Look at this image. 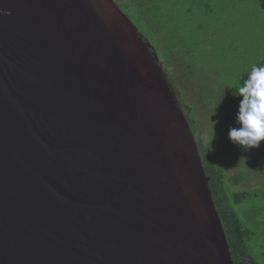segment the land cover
I'll return each instance as SVG.
<instances>
[{
  "label": "water",
  "instance_id": "95a60500",
  "mask_svg": "<svg viewBox=\"0 0 264 264\" xmlns=\"http://www.w3.org/2000/svg\"><path fill=\"white\" fill-rule=\"evenodd\" d=\"M178 94L115 0H0V264H236Z\"/></svg>",
  "mask_w": 264,
  "mask_h": 264
},
{
  "label": "rangeland",
  "instance_id": "374dc122",
  "mask_svg": "<svg viewBox=\"0 0 264 264\" xmlns=\"http://www.w3.org/2000/svg\"><path fill=\"white\" fill-rule=\"evenodd\" d=\"M115 1L157 51L183 109H192L197 131L240 201L234 207L242 219L251 225L264 220V141L242 152L228 139L229 129L240 127L242 100L230 85L264 60V12L257 0Z\"/></svg>",
  "mask_w": 264,
  "mask_h": 264
},
{
  "label": "trees",
  "instance_id": "16d2710c",
  "mask_svg": "<svg viewBox=\"0 0 264 264\" xmlns=\"http://www.w3.org/2000/svg\"><path fill=\"white\" fill-rule=\"evenodd\" d=\"M257 2L264 12V0H257ZM255 65H264V60ZM251 68L244 73L240 80L241 82L248 78ZM185 107L187 110L185 111L189 115L198 136L205 169L208 177L211 179L210 187L213 198L220 213L226 237L230 241L235 263L264 264V220H260V222H255L251 225L250 218L246 222L242 219L240 213L234 207V204H239L240 201L237 202L235 200L234 193L230 191L225 177L217 168L212 149L204 142L202 135L197 131L192 109L188 105ZM239 180V178H236L235 181L238 183L240 182ZM262 198L264 200V194Z\"/></svg>",
  "mask_w": 264,
  "mask_h": 264
},
{
  "label": "clouds",
  "instance_id": "9594fccd",
  "mask_svg": "<svg viewBox=\"0 0 264 264\" xmlns=\"http://www.w3.org/2000/svg\"><path fill=\"white\" fill-rule=\"evenodd\" d=\"M230 88L242 97L236 114L240 127L229 129V141L242 152L258 149L264 141V65H253L248 78L236 80Z\"/></svg>",
  "mask_w": 264,
  "mask_h": 264
},
{
  "label": "flooded vegetation",
  "instance_id": "af4514ba",
  "mask_svg": "<svg viewBox=\"0 0 264 264\" xmlns=\"http://www.w3.org/2000/svg\"><path fill=\"white\" fill-rule=\"evenodd\" d=\"M155 50V49H154ZM156 51V50H155ZM156 53H157V51H156ZM167 75V74H166ZM168 76V75H167ZM168 78H169V76H168ZM170 79V78H169ZM170 82H171V79H170ZM180 100V99H179Z\"/></svg>",
  "mask_w": 264,
  "mask_h": 264
}]
</instances>
